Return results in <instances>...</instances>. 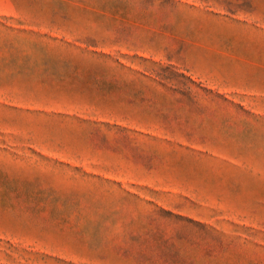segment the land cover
Returning <instances> with one entry per match:
<instances>
[{"label": "rangeland", "instance_id": "1", "mask_svg": "<svg viewBox=\"0 0 264 264\" xmlns=\"http://www.w3.org/2000/svg\"><path fill=\"white\" fill-rule=\"evenodd\" d=\"M0 264H264V0H0Z\"/></svg>", "mask_w": 264, "mask_h": 264}]
</instances>
